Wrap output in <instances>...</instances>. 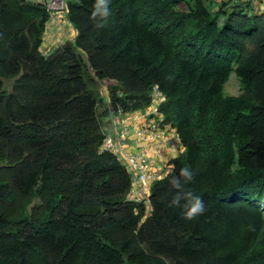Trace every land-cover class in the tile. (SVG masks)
Here are the masks:
<instances>
[{
	"label": "trees",
	"instance_id": "obj_1",
	"mask_svg": "<svg viewBox=\"0 0 264 264\" xmlns=\"http://www.w3.org/2000/svg\"><path fill=\"white\" fill-rule=\"evenodd\" d=\"M44 1L0 0V264H264V13L111 0L97 29L93 0H67L75 36L43 55ZM154 88L183 151L146 214L99 147L102 120L145 110ZM183 167L206 208L192 221L171 203Z\"/></svg>",
	"mask_w": 264,
	"mask_h": 264
},
{
	"label": "built area",
	"instance_id": "obj_2",
	"mask_svg": "<svg viewBox=\"0 0 264 264\" xmlns=\"http://www.w3.org/2000/svg\"><path fill=\"white\" fill-rule=\"evenodd\" d=\"M27 1L38 2L42 0ZM44 3L49 12L48 22H52L65 14L66 0H45ZM41 53L45 55L48 52L41 51ZM161 101V93L154 88L151 105L145 110L124 113L121 108H117L116 113L113 114L114 121L116 120L118 125H122L127 120L133 122L136 127L137 138L143 143L142 147L134 152L127 151V131L125 128L118 130L116 135H105L99 147L100 152H109L118 159L122 158V164L130 174V187L126 199L144 203L146 214H149L151 209L149 202L151 185L163 176L161 169L155 165L156 160H164L171 153L179 155L183 151L179 134L175 128L164 121V117L157 110ZM158 149L166 150L159 153Z\"/></svg>",
	"mask_w": 264,
	"mask_h": 264
},
{
	"label": "clouds",
	"instance_id": "obj_3",
	"mask_svg": "<svg viewBox=\"0 0 264 264\" xmlns=\"http://www.w3.org/2000/svg\"><path fill=\"white\" fill-rule=\"evenodd\" d=\"M110 4L111 0H93L91 19L95 22L94 26L97 29L107 26L112 15ZM195 175L196 173L190 167H183L169 178V184L174 190L171 203L182 206V218L188 221L197 219L206 210L203 199L186 188V185L195 179Z\"/></svg>",
	"mask_w": 264,
	"mask_h": 264
},
{
	"label": "crops",
	"instance_id": "obj_4",
	"mask_svg": "<svg viewBox=\"0 0 264 264\" xmlns=\"http://www.w3.org/2000/svg\"><path fill=\"white\" fill-rule=\"evenodd\" d=\"M202 1L205 4H209L211 8H216L218 3H226L227 7H230V8L232 7V5L238 3V4H241L240 6L242 8L244 6L246 7V5H248L247 9L250 13H254V14L264 13V0H246V1H244V0H202ZM64 19H65V23H66L67 22L66 18L64 17ZM46 30H47V28H46ZM74 36H75V33H74ZM50 50L51 49H49V51ZM102 124H103L102 128H103V131L105 132V135H116L118 130H121L122 128L126 129V131H127L126 132V134H127V144H126L127 151L134 152L138 148L143 146V143L141 141H139L137 138L136 127L134 126L132 121L127 120L122 125H118L116 123V120L114 121L113 115H110L108 118H104L102 120ZM165 148H166V146H165ZM165 150L166 149H158V152L162 153V152H165ZM176 156H178V155L175 153H171V154L167 155V157L164 160H159V159L156 160L155 165L158 167V169H161L163 176L165 174H167V172L170 169L168 167V161L171 158H174ZM119 160L121 162H123L122 158H119Z\"/></svg>",
	"mask_w": 264,
	"mask_h": 264
},
{
	"label": "rangeland",
	"instance_id": "obj_5",
	"mask_svg": "<svg viewBox=\"0 0 264 264\" xmlns=\"http://www.w3.org/2000/svg\"><path fill=\"white\" fill-rule=\"evenodd\" d=\"M180 9H185L186 6L181 4L179 5ZM65 14L56 18L52 22H47V30L43 34V42L41 46V51L47 53L49 49L55 48L60 44L64 43L66 40H72L74 37V29L70 26L69 23H65ZM221 21V19H219ZM44 43V44H43ZM45 45V46H44ZM10 81H6V88L9 89ZM99 92L105 93V85L99 84L95 87ZM225 94L228 95H237L241 92L239 80L234 71L230 73V76L226 83L223 86ZM101 110V107L98 111ZM167 149V148H166ZM260 208L264 211V200L260 202Z\"/></svg>",
	"mask_w": 264,
	"mask_h": 264
}]
</instances>
